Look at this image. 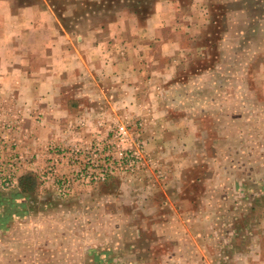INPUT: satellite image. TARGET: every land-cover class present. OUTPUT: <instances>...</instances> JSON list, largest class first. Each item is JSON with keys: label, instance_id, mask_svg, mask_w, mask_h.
Returning a JSON list of instances; mask_svg holds the SVG:
<instances>
[{"label": "rangeland", "instance_id": "obj_1", "mask_svg": "<svg viewBox=\"0 0 264 264\" xmlns=\"http://www.w3.org/2000/svg\"><path fill=\"white\" fill-rule=\"evenodd\" d=\"M5 1L74 40L115 23L148 39L163 2L203 33L156 80L155 115L105 74L94 102L65 87L64 111L0 95V264H264V0Z\"/></svg>", "mask_w": 264, "mask_h": 264}, {"label": "crops", "instance_id": "obj_2", "mask_svg": "<svg viewBox=\"0 0 264 264\" xmlns=\"http://www.w3.org/2000/svg\"><path fill=\"white\" fill-rule=\"evenodd\" d=\"M198 8L201 15L202 6ZM192 14L184 15L181 8L168 2L158 3L148 39L143 33L129 39L125 25L115 23L110 25L111 29L99 27L74 40L68 35L61 37L49 7L34 5L12 12L9 4L0 0V95L7 97L12 109L17 104L12 98L18 95L23 109L64 111L57 97L63 94L65 87L73 83L80 85L79 93L94 102L99 94L106 95L110 91L111 85L103 87L97 82L100 75L105 74L117 80L120 92L127 89L129 93L135 92V97L131 98L135 104H129L130 110L155 115V111L161 110L155 94L162 89L156 80L165 78L164 73L169 69L174 75L181 63L189 68L197 58L195 46L201 39L196 36L202 34L203 29ZM134 26L131 25L137 35ZM169 26L174 27L169 30ZM218 69L216 66L215 72ZM149 87L151 89H147ZM192 90V82H189V97L195 93ZM141 94L145 95V100H141ZM146 95L154 97L146 99ZM101 108L106 111L108 105ZM171 124L172 121L168 122Z\"/></svg>", "mask_w": 264, "mask_h": 264}]
</instances>
